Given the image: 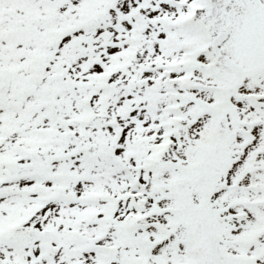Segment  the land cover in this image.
<instances>
[{
    "label": "snow or ice",
    "instance_id": "6c2138e0",
    "mask_svg": "<svg viewBox=\"0 0 264 264\" xmlns=\"http://www.w3.org/2000/svg\"><path fill=\"white\" fill-rule=\"evenodd\" d=\"M0 264H264V0H0Z\"/></svg>",
    "mask_w": 264,
    "mask_h": 264
}]
</instances>
